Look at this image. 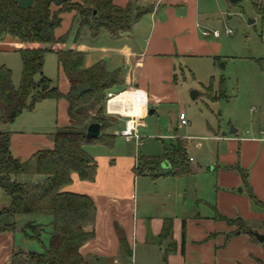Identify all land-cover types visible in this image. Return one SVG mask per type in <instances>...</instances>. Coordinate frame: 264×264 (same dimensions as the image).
Returning a JSON list of instances; mask_svg holds the SVG:
<instances>
[{
	"label": "crops",
	"instance_id": "1",
	"mask_svg": "<svg viewBox=\"0 0 264 264\" xmlns=\"http://www.w3.org/2000/svg\"><path fill=\"white\" fill-rule=\"evenodd\" d=\"M15 1L23 7L34 5L31 0L29 3ZM260 1L264 5V0ZM114 3L119 7L132 3L134 9L152 7V12L135 22L131 32L119 39L105 32L110 44L103 48L107 55L93 64L85 61V67L104 61L110 71L120 70L124 85L111 92L127 91L133 93L135 99L138 93L131 91H144L149 103L148 116L156 113L151 105L157 108L164 100H169L170 91H175L174 84H178V73L185 60L210 63L207 72L212 77L208 85H202L204 93L212 83L213 90L221 91V78L215 85L216 79L211 75L216 60L218 64L224 60L232 64L240 61L245 63L247 71L239 76L241 84L238 83L235 97L240 95L241 105L228 115L229 132H224L220 124V109L215 112L208 106L214 125L207 124V136L203 138L215 143V149L203 163L188 157L191 173L183 176L168 174L174 168L165 161L155 166L154 175L140 174L137 170L142 164L136 158L125 162V158L100 161L94 157L98 164L94 182H84L77 175L73 176L67 191L92 197L97 208L96 235L83 246L82 255L90 264L94 261L97 264H115V261L121 264L124 258H134L136 263L141 259L157 262L163 261L165 256L167 264H260L264 261V242H259L250 232L264 235V208L252 202L249 192L264 205V57L232 55L221 39L231 37L233 31L226 35L230 29L222 32L213 27L216 18L227 11L229 0H114ZM65 17L68 21L74 20V15L65 14L63 23ZM61 28L57 30V36L66 33ZM206 31L210 32L209 36L204 35ZM215 31L221 36H214ZM88 36L95 45L104 35L97 39ZM21 48L22 44L12 37L0 41V52L18 54ZM77 50L86 51L82 47ZM1 66L14 70L8 63ZM63 77L65 82L60 90L66 94L70 84L64 74ZM143 95V100L139 99L145 102ZM229 98L232 97L212 101L206 97L218 107ZM38 105L46 114L44 124L34 117L17 122L25 112L14 123L0 125V130L11 132V154L22 162L29 161L40 150L52 149L53 135L70 126L66 100H45ZM118 120L119 130L111 131V135L119 136L124 127V121ZM179 125L183 126L180 122ZM135 144L139 146L140 142ZM233 168H241L243 173ZM140 177L148 179V183L139 185ZM217 215L243 220L250 232L233 234L237 226L217 219ZM168 220L172 222L171 236L163 238V227ZM229 234L233 235L228 238ZM16 238V233L0 234V264H11L12 254L22 250ZM122 240L131 256L124 255Z\"/></svg>",
	"mask_w": 264,
	"mask_h": 264
},
{
	"label": "trees",
	"instance_id": "2",
	"mask_svg": "<svg viewBox=\"0 0 264 264\" xmlns=\"http://www.w3.org/2000/svg\"><path fill=\"white\" fill-rule=\"evenodd\" d=\"M254 7L264 17V5L260 0ZM151 12L152 7L135 10L132 3L119 7L114 0H80L78 3L73 0H34L31 7L20 6L15 0H0V41L12 37L22 44L18 50L22 63L18 87L14 85L13 71L6 66L0 67V125L14 123L24 112L33 111L45 100H66L70 119L69 127L59 129L53 135L54 147L38 151L27 162L12 156L11 132L0 130V188L10 198V206L0 209V234L20 231L29 240L41 243L44 235L49 236L41 252L17 250L12 254L11 264H90L81 249L95 238L97 208L92 197L69 192L67 187L72 184L74 175L84 182L96 180L98 164L86 148L98 144L113 147L117 136L113 135L108 141L102 134L110 123L104 117L107 116V95L113 89L123 87L124 82L120 70L110 71L104 61L85 67V54L76 46L87 33L92 39H97L103 32L119 39L131 32L135 22ZM71 13L76 14L74 22L79 18V28L76 45L68 48L69 32L61 36L56 33L62 27L63 15ZM50 53L56 55L58 70L70 84L66 94L44 76L45 57ZM215 65L225 69V64H218L217 60ZM36 77L40 78L37 82ZM220 84L221 95L215 100L227 97L223 77ZM79 85L88 90L78 94ZM206 91L213 92V83ZM94 122L102 124L101 136L89 140L87 129ZM165 161L173 166V171L168 173L173 176L192 171L182 140H177L163 157L148 159L143 167L148 164L158 166ZM233 169L243 173L241 168ZM137 172L143 173L142 167ZM29 173L38 179L20 181V177ZM249 196L256 206L264 208L251 191ZM20 215L49 216L51 221L48 224L32 221L18 230L15 219ZM216 218L237 226L233 234L250 232L239 218L233 220L220 215ZM171 227L172 222L166 221L163 238L171 236ZM121 245L124 255L131 256L125 241L122 240ZM163 264H167L166 256Z\"/></svg>",
	"mask_w": 264,
	"mask_h": 264
},
{
	"label": "rangeland",
	"instance_id": "3",
	"mask_svg": "<svg viewBox=\"0 0 264 264\" xmlns=\"http://www.w3.org/2000/svg\"><path fill=\"white\" fill-rule=\"evenodd\" d=\"M29 3L28 0H25ZM34 0H31L33 3ZM256 0H242L238 3L228 5L227 11L222 16H218L215 20L216 30L224 32L225 29H230L233 31V35L229 38L223 37L221 40L225 41L228 46L229 51L232 55H236L240 58H261L264 57V42L262 37L264 36V19L260 17L254 7ZM144 8V7H137ZM136 8V9H137ZM135 9V10H136ZM71 15L76 16L75 13ZM64 23L61 30L64 32H69V40L67 47H72L75 44V39L77 31L79 28L78 20L68 21L65 17ZM250 21H255L250 23ZM106 33H102V37L97 40L95 45L91 43V38L87 33L84 35L77 44V47L85 48V61L86 63H95L100 57H103L106 53L103 52V48L110 47L107 39L105 37ZM107 55V54H106ZM6 61V62H3ZM226 67L222 70L220 67L215 66L213 72H211L215 77V85L221 77L225 80V89L227 96H231L228 100L221 102V105L213 106L207 99L215 100L220 97L221 91L213 90L212 93L206 91L204 93V88L202 85H208L211 82L212 76H209L207 72L210 68V63L199 62L195 60H185L182 62L181 72L178 73V84H174L175 91H170L169 100L163 101L155 109L156 113L150 115L146 118L145 127L140 128V145L136 146L135 142H126L121 136L115 138L113 147L98 144L96 146H89L86 151L93 157L104 161L107 158H125V162L129 158H136L138 162L142 164V172H148L152 175L156 173L155 165L148 164L143 167V164L150 158H161L164 156L166 151L171 149V146L177 142V140H182L187 144L188 157H193L197 162L203 163L215 149V143L209 140H205L207 124H213V114L208 108L210 106L215 112L219 109L221 111V126L224 132H229L231 127L228 128L229 114L237 110V107L241 105L240 95L235 97L237 92L238 83L241 84L240 75H243L247 71L245 63H240V61L232 64L228 60H224ZM3 63H8L13 67L15 71V84L19 85L21 79V60L18 54L9 52H0V67ZM44 76L52 80L55 86L59 88L65 82L62 72L58 70L57 57L54 53L47 54L45 57L44 65ZM39 77H36V82L39 81ZM243 80V79H242ZM244 82V81H242ZM14 84V85H15ZM18 87V86H16ZM192 92H198L201 95L194 100L192 98ZM206 95V96H205ZM207 97V99H206ZM250 105V104H249ZM41 105H37L33 111H27L20 117L19 121L26 118H39L45 123V112L41 109ZM219 111V112H220ZM184 112L189 125L180 126L179 125V115ZM110 123L107 128L102 131L105 135L106 140H112V132L119 130V120L118 117H108ZM98 123V122H94ZM214 125V124H213ZM233 127L234 124H232ZM112 128V129H111ZM217 128V123H216ZM111 129V130H109ZM109 132V134L107 133ZM201 144L200 147L198 144ZM204 165V164H203ZM33 181L37 180V176L33 173L26 174L20 177V181ZM148 183V179L140 177L138 184ZM140 197V196H139ZM10 206L9 196L0 188V209ZM15 221L18 227H23L29 222H36L42 224L49 223V217L40 215H20L17 216ZM27 234L29 232H26ZM17 243L21 245L23 250L27 252H41L43 245H47L49 236L44 235L42 237V243L37 241H31L27 238L26 234L18 231L16 233ZM93 264H97L95 261ZM121 264H163L162 260L153 261L150 259L138 260L136 263L134 258H124L121 259Z\"/></svg>",
	"mask_w": 264,
	"mask_h": 264
},
{
	"label": "built area",
	"instance_id": "4",
	"mask_svg": "<svg viewBox=\"0 0 264 264\" xmlns=\"http://www.w3.org/2000/svg\"><path fill=\"white\" fill-rule=\"evenodd\" d=\"M212 34L216 37L221 36L219 31H215ZM231 34V30L226 31V35ZM204 35L209 36L210 32L206 31L204 32ZM124 92L117 94L112 92L108 93L106 101V115L110 117H118L119 119L123 120L124 127L120 131L119 136H121L126 142H136L137 144H139V142L141 141L140 128L143 126L144 120L148 116L149 112L148 98L144 91L135 90L131 91L138 93L135 94L136 98L134 100L114 101L118 95H121ZM143 94H145V102H142L144 98ZM139 98H141L142 100H140ZM179 120L181 125H188V120L185 113L180 114ZM190 161H192V159ZM115 264H119V262L115 261Z\"/></svg>",
	"mask_w": 264,
	"mask_h": 264
},
{
	"label": "water",
	"instance_id": "5",
	"mask_svg": "<svg viewBox=\"0 0 264 264\" xmlns=\"http://www.w3.org/2000/svg\"><path fill=\"white\" fill-rule=\"evenodd\" d=\"M230 3L235 4L238 3L242 0H229ZM96 15V12H95ZM252 23V22H250ZM78 90V94H82L84 92H86L88 90V87L84 86V85H79L77 87ZM192 98L196 99V97L199 95L198 92H192ZM153 113V110L150 111V114ZM101 131H102V124L101 123H92L89 125L88 129H87V138L89 140H93V139H97L101 136ZM21 227H18V230H20ZM259 242L263 243L264 242V235H261L257 232H250Z\"/></svg>",
	"mask_w": 264,
	"mask_h": 264
},
{
	"label": "bare ground",
	"instance_id": "6",
	"mask_svg": "<svg viewBox=\"0 0 264 264\" xmlns=\"http://www.w3.org/2000/svg\"><path fill=\"white\" fill-rule=\"evenodd\" d=\"M129 101L134 100L133 93L124 92L121 95H118L114 101Z\"/></svg>",
	"mask_w": 264,
	"mask_h": 264
}]
</instances>
